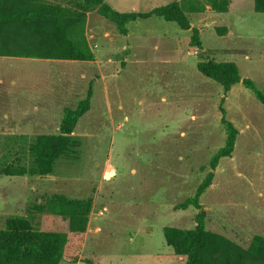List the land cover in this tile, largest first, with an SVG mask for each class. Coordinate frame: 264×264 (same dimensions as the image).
<instances>
[{
  "label": "rangeland",
  "instance_id": "rangeland-1",
  "mask_svg": "<svg viewBox=\"0 0 264 264\" xmlns=\"http://www.w3.org/2000/svg\"><path fill=\"white\" fill-rule=\"evenodd\" d=\"M45 1L82 12V0ZM106 1L120 12H149L178 0ZM231 1L227 14L189 16L203 51L191 45L192 30L175 23L138 20L123 36L96 10L86 12L93 62L0 57V230L26 216L37 230L68 231L67 220L45 209L59 194L94 200L77 264H186L163 228L193 229L201 213L208 231L243 248L264 237V105L243 83L225 93L197 69L202 59L234 62L264 91V14L254 0ZM91 84V109L72 135L77 147L52 174H32L30 145L57 134L64 110ZM221 107L239 130L233 156L214 172L203 211H176L225 145ZM12 164L28 174L7 176Z\"/></svg>",
  "mask_w": 264,
  "mask_h": 264
},
{
  "label": "trees",
  "instance_id": "trees-1",
  "mask_svg": "<svg viewBox=\"0 0 264 264\" xmlns=\"http://www.w3.org/2000/svg\"><path fill=\"white\" fill-rule=\"evenodd\" d=\"M231 0H178L156 7L149 12H120L106 0H82L81 13L45 0H0V57L36 60L93 62L96 56L87 37L86 12L98 13L112 22L118 32L127 36L129 24L157 17L177 24L184 31L192 30L191 45L203 51L200 31L192 28L190 15L203 14L209 8L219 13L230 11ZM254 11L264 14V0H254ZM226 32V29L221 31ZM198 71L220 85L225 93L243 83L264 105V91L250 79H242L234 62L202 59ZM93 84L74 108L64 110L57 134H42L30 145L34 175H50L59 159L71 153L77 142L72 136L80 120L90 111ZM222 124L226 131L225 145L210 159L211 171L199 185L195 195L175 209L187 211L193 207L203 211L201 197L213 184L215 171L222 159L231 158L236 148L239 130L226 117L221 107ZM28 169L19 164L7 166L3 173L22 177ZM94 200L54 195L46 200L45 209L68 221V231L37 230L29 217L13 216L0 230V264H77L83 262L82 252ZM193 229L165 226L163 234L169 247L186 264H264V237H253L248 248L206 229L204 215L197 217Z\"/></svg>",
  "mask_w": 264,
  "mask_h": 264
}]
</instances>
